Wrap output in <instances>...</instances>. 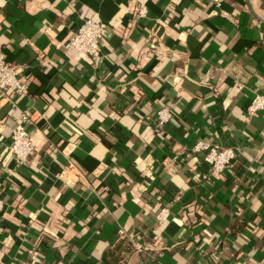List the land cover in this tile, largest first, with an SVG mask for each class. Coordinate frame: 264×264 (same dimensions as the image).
<instances>
[{"label": "crops", "instance_id": "0c3cea01", "mask_svg": "<svg viewBox=\"0 0 264 264\" xmlns=\"http://www.w3.org/2000/svg\"><path fill=\"white\" fill-rule=\"evenodd\" d=\"M85 18L96 62L64 49ZM0 51L27 82L0 101V264H264V0H0ZM197 141L233 166L210 173Z\"/></svg>", "mask_w": 264, "mask_h": 264}, {"label": "built area", "instance_id": "2783aa9c", "mask_svg": "<svg viewBox=\"0 0 264 264\" xmlns=\"http://www.w3.org/2000/svg\"><path fill=\"white\" fill-rule=\"evenodd\" d=\"M214 5L219 7L222 0H212ZM139 16L145 15V9L140 8ZM106 33V26L91 18H85L79 27L72 33L64 44V49L70 50L74 57L87 56L92 62H96L101 53L100 42ZM21 66L8 62L0 51V101H6L15 107L13 98L23 95L27 91V82L20 77ZM258 111H264V95L256 94L246 108L249 115ZM172 117V111L168 106H161L155 111L156 125L161 127ZM34 121L33 114L29 109L19 110L14 122L15 125L11 131L9 154L15 163L26 166L32 163L31 154L34 149V141L29 137L26 126ZM190 152L200 154L202 161L209 166L210 173L219 174L233 166L235 157L232 147L209 144L203 141L195 142ZM71 166V165H70ZM70 166H68L70 168ZM2 202L0 201V210ZM168 209L161 208L156 216L157 224H162L168 218ZM119 235H124V230H118ZM135 252L143 251L142 242H136L133 246ZM28 264H38V259L32 256Z\"/></svg>", "mask_w": 264, "mask_h": 264}]
</instances>
